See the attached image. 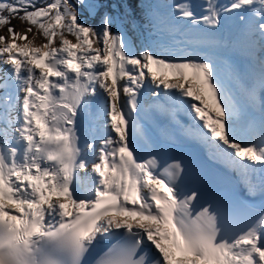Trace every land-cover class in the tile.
<instances>
[{"label":"snow or ice","instance_id":"snow-or-ice-1","mask_svg":"<svg viewBox=\"0 0 264 264\" xmlns=\"http://www.w3.org/2000/svg\"><path fill=\"white\" fill-rule=\"evenodd\" d=\"M140 7L137 50L127 0H0V264H264V200L245 222L236 191L264 197V0ZM229 26L243 73L212 50ZM152 109L238 179L170 155L186 137L153 135Z\"/></svg>","mask_w":264,"mask_h":264},{"label":"trees","instance_id":"trees-1","mask_svg":"<svg viewBox=\"0 0 264 264\" xmlns=\"http://www.w3.org/2000/svg\"><path fill=\"white\" fill-rule=\"evenodd\" d=\"M130 8L132 9V15L129 17V21L135 20L136 24L135 26L132 25L131 22L126 23L124 25L123 31L126 32L129 35V38L132 40L134 43V46L137 50L142 49L145 47L139 42V38L141 36V31L139 30L140 28H143V25L145 23V14H144V9L140 7L141 0H127ZM121 13H123V9H121ZM88 23L91 24H96L97 21L95 20H89ZM12 25L18 30V31H23L28 27L26 23H22L19 19H13L12 20ZM115 31V27L113 29ZM35 31V29H34ZM6 33V28L0 29V34H5ZM31 37V34H30ZM69 39H72L75 42L74 37H69ZM45 42L42 37L38 38L35 43L37 45ZM58 43V41H57Z\"/></svg>","mask_w":264,"mask_h":264},{"label":"bare ground","instance_id":"bare-ground-1","mask_svg":"<svg viewBox=\"0 0 264 264\" xmlns=\"http://www.w3.org/2000/svg\"><path fill=\"white\" fill-rule=\"evenodd\" d=\"M222 1H224V0H219V2H222ZM225 31H227V30L225 29L223 32L225 33ZM232 33H233V31L230 34H232ZM243 56H245L244 53H243ZM243 63H244L243 68H245V66L248 63V60L243 59ZM243 71L244 70H241L242 73H243ZM242 82L245 83L243 80H242ZM245 84H249V82L247 81V83H245ZM236 88H237V86H236ZM244 88L247 89L246 87H244ZM239 90H241L240 87H239ZM243 94L244 93H242V91H241V93H239V95H241V96H243ZM257 95H258V98L261 100V98L259 97V92ZM149 116H150V119L146 118L144 121H142V123H144L146 126H148L151 129V132L153 135L160 137V138H163V137L167 136L168 134H172V135L183 134L186 137L185 144H194L190 140V138L193 136L192 134H189L187 132L180 133L174 124H170L168 127H164V125L168 122V120H170L169 117L162 116L155 109L150 110ZM242 120L245 122L246 125L250 123V121L247 117H242ZM181 123H183L186 126V128L189 125V122L188 123L181 122ZM81 136L83 138V130L81 131Z\"/></svg>","mask_w":264,"mask_h":264},{"label":"rangeland","instance_id":"rangeland-1","mask_svg":"<svg viewBox=\"0 0 264 264\" xmlns=\"http://www.w3.org/2000/svg\"><path fill=\"white\" fill-rule=\"evenodd\" d=\"M162 1V0H161ZM175 1H183V0H175ZM198 0H192V2L191 3H189L190 4V6H191V8H192V10L193 11H195L196 12V14L199 16V10H198V6H197V4H196V2H197ZM154 3H160V1L159 0H155L154 1ZM165 4V3H164ZM179 23L180 24H182V21L180 20L179 21ZM126 38H127V36H126ZM133 44V43H132ZM227 49H229V42H227L226 44H222L221 45V47H214L212 50L213 51H215V52H218V51H224V50H227ZM229 57H231V56H229ZM231 59H234V58H232L231 57ZM230 60V59H229ZM242 61H241V65L239 66V69H241V70H244V68H243V65H244V63H243V59H241ZM232 62V61H231ZM233 63L234 64H237L238 62L236 61V60H234L233 61ZM245 83H247V80H243ZM243 83V82H242ZM245 83H243V85H244V87H246V88H249L250 87V85L249 84H245ZM236 86H237V88H236ZM234 88H235V90H236V92L237 93H241V90H239V85H234L233 86ZM244 95V94H243ZM89 127V126H88ZM83 130V129H82Z\"/></svg>","mask_w":264,"mask_h":264}]
</instances>
